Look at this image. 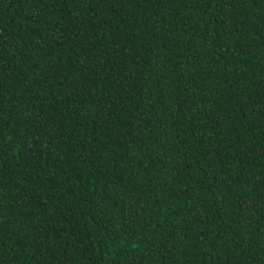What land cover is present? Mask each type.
Returning <instances> with one entry per match:
<instances>
[{"label":"trees","instance_id":"16d2710c","mask_svg":"<svg viewBox=\"0 0 264 264\" xmlns=\"http://www.w3.org/2000/svg\"><path fill=\"white\" fill-rule=\"evenodd\" d=\"M0 264H264V0H0Z\"/></svg>","mask_w":264,"mask_h":264}]
</instances>
